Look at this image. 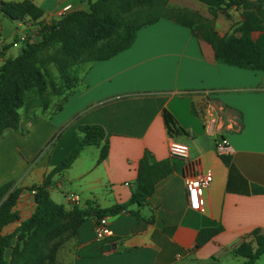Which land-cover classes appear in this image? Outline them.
<instances>
[{
  "label": "crops",
  "instance_id": "1",
  "mask_svg": "<svg viewBox=\"0 0 264 264\" xmlns=\"http://www.w3.org/2000/svg\"><path fill=\"white\" fill-rule=\"evenodd\" d=\"M28 1L44 11L45 21L58 19L50 12L65 4L71 11L89 8V0ZM179 1L211 18L205 4ZM229 9L234 16L239 13L231 28L240 10ZM219 15L214 27L223 35L230 29L218 30ZM37 37L38 25L28 16L11 21L0 12L1 45ZM33 110L28 116L23 110L19 129L6 130L0 138V186L12 181V188L21 189L15 206L19 220L35 210L29 193L34 186L67 214L52 242V263L223 264L234 259L242 264L235 248L251 241L253 230L264 234V72L215 62L211 45L189 27L167 18L141 27L128 49L89 63L70 93L55 98L46 110ZM164 111L175 123V133L168 132ZM215 114L219 119L210 135L204 119ZM82 124L103 127L101 145L84 146L69 167L44 185L77 144ZM221 137L228 141L222 155L229 157V165L216 150ZM171 140L188 146L182 166L159 180L142 205L133 203L117 213L108 222L112 234L97 240L96 210L127 202L140 158L147 155L153 163L172 157ZM103 145L108 153L99 161ZM207 169L211 182L196 211L189 206L185 181ZM10 224L15 228L19 221ZM219 225L220 232L197 244L202 228ZM255 264H264V254Z\"/></svg>",
  "mask_w": 264,
  "mask_h": 264
},
{
  "label": "trees",
  "instance_id": "2",
  "mask_svg": "<svg viewBox=\"0 0 264 264\" xmlns=\"http://www.w3.org/2000/svg\"><path fill=\"white\" fill-rule=\"evenodd\" d=\"M196 1L207 6L210 19L189 9L171 7L169 0H89L87 11H70L49 21L42 20L44 11L28 0L1 2L0 12L9 20L20 21L28 16L35 21L38 37L23 40L20 50L7 56L0 65V138L6 130L19 129L20 108L27 116L37 107L46 110L55 98L65 96L78 85L81 65L108 60L128 49L141 27L161 18L189 27L196 38L210 44L215 62L264 72V0ZM231 7L240 10V19L228 32L219 35L214 20L221 10ZM12 46L10 43L4 49ZM49 66L55 68L58 82L47 80ZM28 95L31 98L27 102ZM163 117L168 132L175 133V123L166 111ZM78 131L77 144L45 177L44 185L56 172L69 167L84 146H99L105 136L103 127L98 124L79 125ZM107 153L108 147L103 145L98 160L104 159ZM221 159L226 165L230 164L228 156L222 155ZM183 162L181 158L170 157L151 163L144 155L138 162L136 186L129 200L96 210V217L109 218L133 203L142 205L155 184L179 169ZM12 185L9 181L0 186V264H54L52 242L61 233L67 214L48 200L41 188L34 186L35 210L28 218L19 220L15 206L21 189ZM15 221L19 224L11 232L3 233V229ZM221 230L220 225L202 228L197 244H204ZM250 235L252 240L242 241L234 251L244 258L242 264H255L264 254V234L253 230Z\"/></svg>",
  "mask_w": 264,
  "mask_h": 264
},
{
  "label": "built area",
  "instance_id": "3",
  "mask_svg": "<svg viewBox=\"0 0 264 264\" xmlns=\"http://www.w3.org/2000/svg\"><path fill=\"white\" fill-rule=\"evenodd\" d=\"M72 6L70 4H65L52 12L50 15L52 17H61L68 12H70ZM14 46H17V43H13ZM4 61L3 56H0V63ZM219 119L218 114L207 116L204 119V128L211 135L213 133V128L217 120ZM229 145L228 141L221 137L220 140L216 143V150L218 154H226L228 152ZM168 151L170 156L177 157L181 159H186L189 154V149L187 144L171 140L168 145ZM212 178V171L207 169L202 175L198 177H191L185 181L187 198L189 202V206L193 210H201V196L203 195L204 190L209 186ZM30 194H34V190L29 191ZM93 231L95 238L97 240H102L112 234L109 226H108V218L100 217L97 218L94 222Z\"/></svg>",
  "mask_w": 264,
  "mask_h": 264
},
{
  "label": "rangeland",
  "instance_id": "4",
  "mask_svg": "<svg viewBox=\"0 0 264 264\" xmlns=\"http://www.w3.org/2000/svg\"><path fill=\"white\" fill-rule=\"evenodd\" d=\"M169 6L175 7V8H182V9L185 8V9H189V10H192V11L198 13L197 10H193L194 8L190 9L189 6L182 5V3L179 0L172 1L171 4H169ZM229 11H230V9H224V10H221L219 12L220 13L219 19H218V21H216L215 25H216V27L218 28V30L220 32H225L228 29V27L230 29V25L232 23H234L235 20L238 19V17H239V13H237V15L234 16L233 12L230 13ZM10 42H12V40L11 41H7V43H3L4 45L0 44V56H1V53H3L4 54L3 58H6L9 55H14L16 53L15 48L17 46H19V44L21 45V42L20 43L17 42V46L13 45L12 47H9L8 49L5 50L4 46L8 45ZM87 65H88V63L87 64H83V65H81L79 67V70H78V76H79V79H80L79 83L82 81L83 72H84L85 68L87 67ZM46 77H47V80L51 79L54 82H58V74H57V72H56V70H55V68L53 66H49L48 67V73L46 74ZM79 83H78V85H79ZM49 90L50 89L47 88L46 92H48ZM30 98H31V95H28L27 98H26V101L28 102V100ZM19 112L22 113L23 112V108H20ZM14 226H15L14 224L7 225L3 229V233L11 232L13 230ZM8 256H9V252L7 251V253L5 254L6 260L8 259ZM223 264H237V261H235L234 259H230L228 261H225Z\"/></svg>",
  "mask_w": 264,
  "mask_h": 264
},
{
  "label": "water",
  "instance_id": "5",
  "mask_svg": "<svg viewBox=\"0 0 264 264\" xmlns=\"http://www.w3.org/2000/svg\"><path fill=\"white\" fill-rule=\"evenodd\" d=\"M118 216H119L118 214H115L114 216L109 217V218H108V222H112V221H114ZM110 247H113V245H112V246H111V245H106V246H104L105 249H108V248H110Z\"/></svg>",
  "mask_w": 264,
  "mask_h": 264
}]
</instances>
